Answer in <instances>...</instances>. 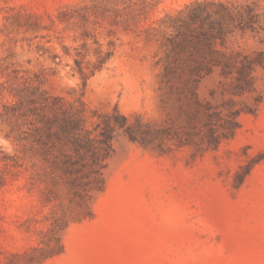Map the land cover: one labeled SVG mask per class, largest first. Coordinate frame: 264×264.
<instances>
[{"label":"rangeland","instance_id":"obj_1","mask_svg":"<svg viewBox=\"0 0 264 264\" xmlns=\"http://www.w3.org/2000/svg\"><path fill=\"white\" fill-rule=\"evenodd\" d=\"M196 2L255 9L254 31L217 45L261 56L250 88L219 68L166 75L187 60L169 39ZM25 78L82 101L90 127L118 108L150 144L119 137L103 190L74 196L23 139ZM235 111L209 145L208 116L223 134ZM1 176L0 264H264V0H0Z\"/></svg>","mask_w":264,"mask_h":264},{"label":"trees","instance_id":"obj_2","mask_svg":"<svg viewBox=\"0 0 264 264\" xmlns=\"http://www.w3.org/2000/svg\"><path fill=\"white\" fill-rule=\"evenodd\" d=\"M257 17L252 6L243 9L222 2H196L189 6L187 20L177 28V35L169 39L174 57L178 59L187 54V60L167 65L166 75L178 77L188 85L198 83L219 68L222 75L234 76L250 88L255 67L262 62L261 56L252 58L237 53V58L241 57L238 62L236 56H227L217 45L224 46L227 38L237 30L254 31ZM188 89L195 94L192 88ZM16 98L19 103L13 111L28 128L23 139L31 142L45 168V176L54 185L63 183L76 197L85 198L93 191L103 190L104 170L119 137L150 144L118 108L99 115L100 121L90 127L82 101L68 103L64 98L50 94L41 83L34 85L25 78ZM239 115V111L231 112L225 132L218 134L209 123L212 121L210 114L207 123L209 145L217 147L222 138L234 132L239 127ZM3 160L9 165L6 156ZM4 182L1 176L0 186Z\"/></svg>","mask_w":264,"mask_h":264}]
</instances>
